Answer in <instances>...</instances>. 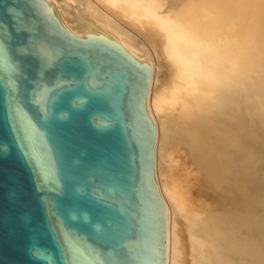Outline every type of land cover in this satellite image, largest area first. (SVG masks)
<instances>
[{
    "label": "water",
    "instance_id": "obj_1",
    "mask_svg": "<svg viewBox=\"0 0 264 264\" xmlns=\"http://www.w3.org/2000/svg\"><path fill=\"white\" fill-rule=\"evenodd\" d=\"M76 18L0 0V264H164L148 63Z\"/></svg>",
    "mask_w": 264,
    "mask_h": 264
},
{
    "label": "bare ground",
    "instance_id": "obj_2",
    "mask_svg": "<svg viewBox=\"0 0 264 264\" xmlns=\"http://www.w3.org/2000/svg\"><path fill=\"white\" fill-rule=\"evenodd\" d=\"M150 72L164 264H264V0H41Z\"/></svg>",
    "mask_w": 264,
    "mask_h": 264
}]
</instances>
